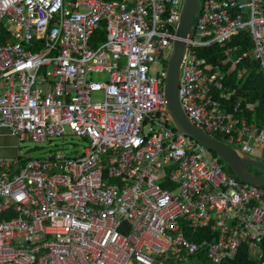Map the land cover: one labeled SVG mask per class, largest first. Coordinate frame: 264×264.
Listing matches in <instances>:
<instances>
[{"label": "built area", "instance_id": "built-area-1", "mask_svg": "<svg viewBox=\"0 0 264 264\" xmlns=\"http://www.w3.org/2000/svg\"><path fill=\"white\" fill-rule=\"evenodd\" d=\"M182 3L0 0V136L85 143L75 157L0 158V264H194L202 250L221 264L242 247L262 257L264 186L228 172L165 108ZM242 33L252 46L230 70L251 56L264 74V0H198L177 94L196 128L252 155L264 150V128L244 116L253 105L226 109V72L198 57L213 45L230 56ZM202 228L213 240L186 237Z\"/></svg>", "mask_w": 264, "mask_h": 264}, {"label": "trees", "instance_id": "trees-1", "mask_svg": "<svg viewBox=\"0 0 264 264\" xmlns=\"http://www.w3.org/2000/svg\"><path fill=\"white\" fill-rule=\"evenodd\" d=\"M114 1V0H105ZM103 31L98 30L94 36V45L97 42L103 40ZM98 44V43H97ZM240 47L233 51L230 56L224 55V49L217 47L215 45L208 49L198 50V57L203 58L206 62L212 64H218L222 71L226 72L225 86L226 90L230 92V97L226 101H222L226 109H230L236 103H241L244 108L245 105H253V109L245 110L244 116L246 117L248 123L255 124L258 128H264V74L258 67V63L251 56L243 57L239 62L236 63L234 69H231L233 62L246 51H249L252 46L251 35L247 33H242L241 35L235 37L233 41L230 42L228 46ZM93 45V46H94ZM241 74V76H240ZM215 138L226 143L225 138L214 134ZM212 154L216 155L211 151ZM255 158L264 162V150H262V155L256 156ZM22 160L21 162H25ZM223 166L231 173L229 167L220 159ZM249 171L255 174H261L262 172L257 168L250 167ZM186 237L196 243L202 242L203 239L209 241L213 240L214 234L210 232L208 228H202L197 230L195 233L191 231L186 232ZM194 264H210L207 257L206 251L202 250L196 256ZM264 263V247L263 255L260 259H255L251 257L246 249L242 247L239 249L237 255L234 259L227 260L221 264H263Z\"/></svg>", "mask_w": 264, "mask_h": 264}, {"label": "water", "instance_id": "water-1", "mask_svg": "<svg viewBox=\"0 0 264 264\" xmlns=\"http://www.w3.org/2000/svg\"><path fill=\"white\" fill-rule=\"evenodd\" d=\"M197 8L198 0H183L179 23L174 33L176 38L173 40L166 65L165 108L178 130L214 152L229 167L231 173L245 182L264 186V162L196 128L180 106L177 94L178 72L186 49V40L189 39L192 32ZM250 167L257 168L262 173H252L248 169Z\"/></svg>", "mask_w": 264, "mask_h": 264}, {"label": "rangeland", "instance_id": "rangeland-1", "mask_svg": "<svg viewBox=\"0 0 264 264\" xmlns=\"http://www.w3.org/2000/svg\"><path fill=\"white\" fill-rule=\"evenodd\" d=\"M101 79V74H91V80H93V82H99V80ZM90 98L92 101H99L101 100L102 96L99 92H93L91 93ZM6 143V145L10 146L9 148L13 152V155L11 157H15L17 155L19 157V160L21 161L28 159L45 158L53 154L75 157V155L81 151L82 147L85 146V143L82 140L78 139V137L76 136L71 135H67L62 138L50 139L47 142H40L37 144H34L29 139L17 142L15 138H10V140H7Z\"/></svg>", "mask_w": 264, "mask_h": 264}, {"label": "crops", "instance_id": "crops-1", "mask_svg": "<svg viewBox=\"0 0 264 264\" xmlns=\"http://www.w3.org/2000/svg\"><path fill=\"white\" fill-rule=\"evenodd\" d=\"M12 139V137H10ZM10 138L0 136V158H11L13 155L12 150L9 148L10 146L6 145L7 140H10ZM262 155L261 149H256L252 153V156L256 157Z\"/></svg>", "mask_w": 264, "mask_h": 264}]
</instances>
